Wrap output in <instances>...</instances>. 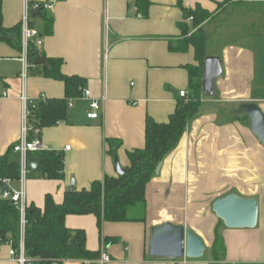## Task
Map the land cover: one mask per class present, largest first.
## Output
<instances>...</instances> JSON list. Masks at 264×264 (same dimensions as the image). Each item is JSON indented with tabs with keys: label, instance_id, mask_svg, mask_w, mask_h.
Masks as SVG:
<instances>
[{
	"label": "crops",
	"instance_id": "crops-1",
	"mask_svg": "<svg viewBox=\"0 0 264 264\" xmlns=\"http://www.w3.org/2000/svg\"><path fill=\"white\" fill-rule=\"evenodd\" d=\"M149 1L146 18L136 16L134 0H58L51 11H45L53 21V33L40 35L39 51L46 58L63 60L62 74L80 77L86 84L82 96L70 101L68 120L40 135L46 150L64 154L65 179H38L31 170L25 185L28 207L44 209L48 195L62 204L73 181L81 191L106 176L118 177L115 158L126 170L129 153L146 147L147 119L168 123L179 94L190 93L189 67L199 65L195 50H171L192 35L186 36L181 27L187 23L184 10L200 6L208 11L211 18L205 28L227 8L226 0ZM25 2L3 0L5 28L19 26ZM263 23L246 25L240 34L245 43H226L220 52L208 54L223 63L217 95L204 96L200 114L148 185L145 221L105 222L99 228L94 215L66 218L68 229L86 233L87 250L106 251L112 259L109 264H211L203 258H150L151 230L167 223L185 226L212 248L220 223L213 205L234 193L258 200V224L246 230L221 226L226 248L221 263L264 264V146L247 123L235 119L240 116L236 107L245 103H255L264 112ZM33 27L42 33L44 21L34 17ZM210 42L208 37V46ZM29 65L24 79L22 34L16 47L0 42V157L21 140L27 105L66 97L63 82L40 74L46 66ZM95 101L100 104L99 119L91 120L88 115ZM226 110L232 112L230 117ZM108 140L121 143L116 156L110 153ZM14 159L20 161V156ZM10 186L20 189L17 182ZM0 264H19L7 245L0 249Z\"/></svg>",
	"mask_w": 264,
	"mask_h": 264
},
{
	"label": "trees",
	"instance_id": "trees-1",
	"mask_svg": "<svg viewBox=\"0 0 264 264\" xmlns=\"http://www.w3.org/2000/svg\"><path fill=\"white\" fill-rule=\"evenodd\" d=\"M238 0H226L224 5ZM137 9L136 16L146 18L150 9L149 0H134ZM44 21L41 36L53 33V21L47 18L42 10L37 16ZM35 17V18H37ZM186 20L192 18L190 29L195 31L189 38L183 40L172 51L186 52L189 47L195 50L198 66L189 67L190 93L188 101L180 98L175 113L166 124H159L152 118L146 123V147L129 153L130 167L123 176L108 177L96 181L90 189L67 191L62 204H57L51 195L46 197L44 209L32 205L26 210L24 246L25 257L32 264H62L66 261H82L85 264H96L100 252L87 250V237L83 230H70L66 226L68 216L94 215L98 219L99 228L105 222L126 223L145 221L147 205V187L156 177V170L161 162L172 153L183 136L189 124L200 114L203 107L202 79L204 61L208 57V36L203 24L211 18V14L198 6L194 11L184 10ZM184 34L190 32L189 24L182 26ZM21 23L13 29H7L3 23V0H0V42L16 47L21 39ZM37 59L45 60L47 66L40 73L46 78L63 82L66 87V97L58 100H43L36 105H29L28 119L30 141L34 140V132L57 126L68 120L70 101L82 96L86 81L80 77H67L62 74L64 61L46 58L37 47L29 51V63L34 68ZM32 68V69H33ZM39 69V67H36ZM243 119L249 120L238 111ZM111 154L116 156V149L121 143L108 140ZM14 146L0 157V195L4 190V180L18 182L21 175L20 161L14 159ZM31 157L43 159L44 162L34 171L36 178L61 181L65 179V156L62 152L45 150L31 154ZM142 210L138 216L131 215L133 211ZM220 221L215 230V239L211 248L214 262L221 263L225 253V241L221 234ZM21 214L17 206L9 200L0 197V238L4 245L12 243L18 253L21 243ZM109 241V240H108ZM111 241V240H110Z\"/></svg>",
	"mask_w": 264,
	"mask_h": 264
},
{
	"label": "water",
	"instance_id": "water-1",
	"mask_svg": "<svg viewBox=\"0 0 264 264\" xmlns=\"http://www.w3.org/2000/svg\"><path fill=\"white\" fill-rule=\"evenodd\" d=\"M39 14V11L33 12L32 17L34 18ZM35 65L47 66V63L45 60L37 59ZM223 74L222 59L218 56L206 57L202 79L203 95L206 98H213L217 95L216 83ZM241 111L244 116L250 119L252 133L264 146V112L255 103L243 104ZM43 162V159L30 157L29 165L31 170L37 171ZM115 166L118 176L125 175L126 170L121 167L118 158H115ZM162 167L163 162L159 164L156 175L160 174ZM74 186L75 182L73 181L70 192L74 191ZM213 212L228 229H255L258 224L259 202L256 198L248 199L233 193L217 200L213 205ZM207 250L208 247L205 242L192 230H187L185 226L167 223L151 230L150 258L172 261H182L184 259L200 260L204 257Z\"/></svg>",
	"mask_w": 264,
	"mask_h": 264
},
{
	"label": "built area",
	"instance_id": "built-area-1",
	"mask_svg": "<svg viewBox=\"0 0 264 264\" xmlns=\"http://www.w3.org/2000/svg\"><path fill=\"white\" fill-rule=\"evenodd\" d=\"M58 0H26L25 2V12L21 20V31H22V61L24 63V72L23 78L26 79L28 71L30 69L29 65V51L32 46L34 47H41L43 44V39L40 36V32L38 29L33 27V17L32 13L39 11V13L44 11H51L53 6L56 4ZM192 18L187 20V23L190 25L192 24ZM6 95V94H5ZM90 92L85 93V97H90ZM180 98L185 99L188 101L189 93L188 92H181ZM23 101L26 103V98H23ZM70 107L72 106V102H70ZM91 112L88 115V118L91 120L99 119V111H100V104L98 102H93L90 106ZM30 116L29 105H27L24 114V126H23V135L21 140L15 144L14 146V153L20 156V166H21V175L20 179L18 180V184L20 186L19 190H14L11 188L10 184L13 183L10 180H4L3 184L5 185L4 190L1 192L0 197L4 200H9L14 203L21 214V243H20V250L17 253L12 246V243L7 244L10 247V255L12 258L17 260L19 264H32L29 262L25 257V246H24V229H25V217H26V210L28 208L26 203V191L25 185L27 181V177L31 172V168L29 166V159L31 154L38 153L45 151V147L40 138L39 130L34 132L35 138L34 140L30 141L28 139L29 136V125L28 119ZM66 150H70L67 148ZM5 246L2 238H0V249ZM112 261L111 257L109 256L106 251L101 252L100 259L96 262V264H109Z\"/></svg>",
	"mask_w": 264,
	"mask_h": 264
},
{
	"label": "rangeland",
	"instance_id": "rangeland-1",
	"mask_svg": "<svg viewBox=\"0 0 264 264\" xmlns=\"http://www.w3.org/2000/svg\"><path fill=\"white\" fill-rule=\"evenodd\" d=\"M259 20L261 23L264 22V1L238 0L229 4L227 8L222 11L221 15H219L214 21H212L209 26L204 28L207 36L209 37V40H211L210 45L208 46L207 53L214 54L220 52L223 47L222 45H225L226 43H245L240 34L245 32L247 24L252 23L255 27V25L259 23ZM223 31H225V33ZM258 31H260V29H258ZM190 32L194 33L195 31L193 30V28H191ZM262 32H264V30H262ZM237 109L240 110V108L236 107V110ZM226 113L229 117L232 114L230 110H228ZM242 117V115L239 116L240 119H243ZM231 118H233V116H231ZM243 122L247 123L250 126V119L243 120ZM16 156L17 155H15V157ZM138 213H141L139 209L133 211L131 215L138 216ZM203 260L208 261L211 264H222L213 261L211 248L207 250L203 257Z\"/></svg>",
	"mask_w": 264,
	"mask_h": 264
}]
</instances>
